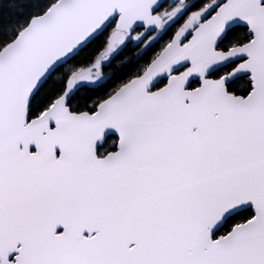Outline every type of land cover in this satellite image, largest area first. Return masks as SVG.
I'll return each mask as SVG.
<instances>
[{
	"label": "snow or ice",
	"instance_id": "6c2138e0",
	"mask_svg": "<svg viewBox=\"0 0 264 264\" xmlns=\"http://www.w3.org/2000/svg\"><path fill=\"white\" fill-rule=\"evenodd\" d=\"M0 264H264V0H0Z\"/></svg>",
	"mask_w": 264,
	"mask_h": 264
}]
</instances>
